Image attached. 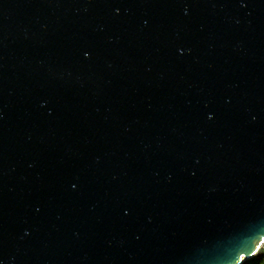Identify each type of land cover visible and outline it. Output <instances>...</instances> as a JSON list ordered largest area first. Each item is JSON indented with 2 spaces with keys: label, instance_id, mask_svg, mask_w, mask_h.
<instances>
[{
  "label": "water",
  "instance_id": "obj_1",
  "mask_svg": "<svg viewBox=\"0 0 264 264\" xmlns=\"http://www.w3.org/2000/svg\"><path fill=\"white\" fill-rule=\"evenodd\" d=\"M263 242L264 0H0V264Z\"/></svg>",
  "mask_w": 264,
  "mask_h": 264
},
{
  "label": "trees",
  "instance_id": "obj_2",
  "mask_svg": "<svg viewBox=\"0 0 264 264\" xmlns=\"http://www.w3.org/2000/svg\"><path fill=\"white\" fill-rule=\"evenodd\" d=\"M243 264H264V250L261 249L256 256L248 259Z\"/></svg>",
  "mask_w": 264,
  "mask_h": 264
},
{
  "label": "built area",
  "instance_id": "obj_3",
  "mask_svg": "<svg viewBox=\"0 0 264 264\" xmlns=\"http://www.w3.org/2000/svg\"><path fill=\"white\" fill-rule=\"evenodd\" d=\"M261 249H263V250H264V242H263V244H262V246H261Z\"/></svg>",
  "mask_w": 264,
  "mask_h": 264
}]
</instances>
